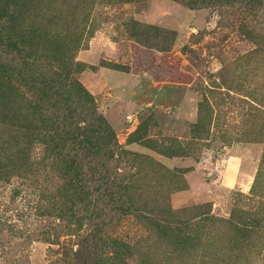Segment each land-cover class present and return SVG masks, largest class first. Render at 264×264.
<instances>
[{
    "label": "rangeland",
    "instance_id": "374dc122",
    "mask_svg": "<svg viewBox=\"0 0 264 264\" xmlns=\"http://www.w3.org/2000/svg\"><path fill=\"white\" fill-rule=\"evenodd\" d=\"M10 88L0 264H264V0H0Z\"/></svg>",
    "mask_w": 264,
    "mask_h": 264
},
{
    "label": "trees",
    "instance_id": "16d2710c",
    "mask_svg": "<svg viewBox=\"0 0 264 264\" xmlns=\"http://www.w3.org/2000/svg\"><path fill=\"white\" fill-rule=\"evenodd\" d=\"M7 50H10L11 53L15 52L17 53V48L15 47V45L13 44H7L6 45ZM18 54V53H17ZM11 90H8L7 93L5 92H1L0 91V104L4 101V99L6 98H10V99H14V97H17L15 95V93H13L12 91L14 89L10 88ZM40 110H42L43 112V116H45L46 119H43L42 116H39V119H43L42 122H46V123H50L52 121L53 125H56V123H59V117H60V109H56L57 111L54 110V108L52 107V105H46V104H42L40 106ZM30 116V115H29ZM22 117V116H21ZM19 116V118L21 119V123L18 125H15V127L17 126V128L14 131V138L11 136L12 140L14 139V142H16L14 144V153L11 156H4L3 158H0V172L4 169H16L17 171H21L24 170L23 166L24 164H26L27 162V158L29 157L27 155L28 152H26V150H24L22 147L17 149V145H25L26 149L29 148L33 142V139L37 136V127L33 124L34 121L30 120V118L28 117H22L21 118ZM42 122H40V124H42ZM97 122H99L101 125H104L105 127V122L104 120L98 116L97 118ZM57 131L56 134H59L57 137L58 140H50L51 143V151L52 153H54L55 158L58 160L59 163H61V128L60 127H56L55 129ZM11 132H8V136L7 140L9 139V134ZM39 135V133H38ZM10 149H8L7 151H9ZM78 165H84L82 162H77ZM83 196L87 199L89 198L90 200V196L89 194L85 193L84 189H83ZM91 201V200H90ZM91 204V203H89ZM94 205V204H91ZM61 214V213H60Z\"/></svg>",
    "mask_w": 264,
    "mask_h": 264
}]
</instances>
